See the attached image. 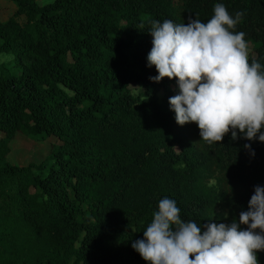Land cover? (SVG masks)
<instances>
[{
	"label": "trees",
	"instance_id": "obj_1",
	"mask_svg": "<svg viewBox=\"0 0 264 264\" xmlns=\"http://www.w3.org/2000/svg\"><path fill=\"white\" fill-rule=\"evenodd\" d=\"M12 1L0 18V54L14 55L0 63V264H148L131 244L162 197L198 225L247 209L264 185V142L208 144L195 122L177 124L175 78L149 79L148 30L206 22L223 3L242 13L233 31L249 63L264 64V0ZM18 133L49 140V153L13 163Z\"/></svg>",
	"mask_w": 264,
	"mask_h": 264
},
{
	"label": "clouds",
	"instance_id": "obj_2",
	"mask_svg": "<svg viewBox=\"0 0 264 264\" xmlns=\"http://www.w3.org/2000/svg\"><path fill=\"white\" fill-rule=\"evenodd\" d=\"M212 12L206 22L189 16L187 24L151 23L146 61L157 74L149 79L175 78L178 91L169 107L177 124L196 123L200 140L212 144L230 133L231 140L264 142V64L254 57L249 63L245 33L233 31L242 13L231 15L219 2ZM243 148L255 155L249 143ZM253 187L247 209L228 223L184 220L176 200L164 196L131 247L148 264H259L264 185Z\"/></svg>",
	"mask_w": 264,
	"mask_h": 264
},
{
	"label": "rangeland",
	"instance_id": "obj_3",
	"mask_svg": "<svg viewBox=\"0 0 264 264\" xmlns=\"http://www.w3.org/2000/svg\"><path fill=\"white\" fill-rule=\"evenodd\" d=\"M54 0H40L41 3H48ZM16 4L12 0H0V18L6 20L13 15ZM19 20L23 21L24 16L20 15ZM253 43L250 42V45ZM14 58L12 53H1L0 63H6ZM25 137V138H24ZM27 136L18 133L14 140L19 139V145L14 144L9 159L16 164H28L29 162L41 161L50 151L49 140L44 142H36Z\"/></svg>",
	"mask_w": 264,
	"mask_h": 264
}]
</instances>
